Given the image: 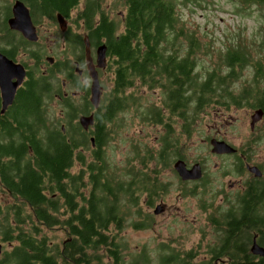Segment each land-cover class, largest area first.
<instances>
[{"label": "flooded vegetation", "instance_id": "af4514ba", "mask_svg": "<svg viewBox=\"0 0 264 264\" xmlns=\"http://www.w3.org/2000/svg\"><path fill=\"white\" fill-rule=\"evenodd\" d=\"M61 1L0 0V56L9 62L6 61L9 64L8 67L1 68L4 63L0 61V83L6 81L11 86L22 74L24 75L21 85L16 89L12 104L3 113V94L0 85V229L7 227L13 230L35 229L40 231L37 234V239L43 238L42 232L44 230H63L67 238L61 243H51L48 242L47 238L48 241L45 239L49 249L53 248L63 256L67 244L73 241L74 236L79 233L82 227L80 222L81 191L73 190V188L76 187L74 181L78 180L77 186L80 185L79 178L81 176L84 183H87L90 169L86 163L81 162V154L90 156V160L84 157L85 161L94 160L97 148L91 142V139H95V135L91 134L98 131V115L104 113L103 110H100L102 98L97 109L93 107L90 101L92 75L95 71L102 87L103 96L105 78L110 76L112 84L114 71L111 67L113 62L109 56V48L104 42L103 33L97 29L89 31L86 21L80 20L82 12L87 17L88 14L91 16L94 9L88 7L86 2L81 1L76 6L65 10ZM17 4H22L23 7ZM107 12L110 19L115 22L118 21L116 16L110 14L109 7H107ZM118 17L122 19L124 24H127L126 9L121 15L118 14ZM103 46L106 47L105 68L98 66V53ZM256 48L257 50L251 48L253 61L246 66L253 71L252 77H234L233 74H241L240 71L242 70L237 67L234 70L228 68L227 74L232 75V78H229L231 84H256L258 79L255 78V74L258 73L259 68L254 67V65L259 63L264 68V46H256ZM178 53L179 55L176 56ZM192 59L189 46L158 45L154 48L153 53L144 54L141 52L138 65L143 73L148 72L146 64L152 65L153 80L147 77L146 81L160 85L165 84L168 79L173 82L176 80L175 72L171 68L175 65V60H179L182 67L179 80L186 82V72L191 69ZM183 60L185 62L182 64ZM128 64L129 59L126 60V65ZM197 67H195L193 75L197 74L200 81L211 82L212 84H219L224 81L223 76H219L217 70L200 74L196 72ZM221 68L216 67V69ZM258 81L261 85L264 78ZM31 89L34 90V95H29L34 98L37 105L35 108L33 106L26 109L23 104H20V100L26 93H30ZM263 94H256L253 97L258 95L263 97ZM50 102L58 105L61 118L66 120L65 124L62 122L61 125L60 120H50L49 111H47ZM158 105H162V101ZM213 107L220 108L215 110L218 113L225 111L224 108ZM182 110L185 111L186 115L191 113V107L188 105H185L183 109L179 108L177 113ZM257 110H262L264 113V108H254L253 112L255 113ZM164 112L168 113L169 110L164 109ZM90 115L94 116V125L84 130L80 125V117ZM178 120L181 122V119ZM44 121L52 127H60L63 132L71 128L81 130L90 140V149L85 151L82 144L76 142H48L43 139L42 133L37 135L36 141H32L30 139L32 132L35 130L38 132V127ZM115 121H108L107 128L109 130ZM261 122L264 123V114L254 128H250L251 133L258 131V124ZM156 127L158 132L165 130L161 124ZM186 136L184 134L183 139ZM212 139L224 141L235 149L234 153L224 155L211 152L210 157L212 159L221 161L219 165L214 164V167L219 168L218 170L222 172L219 181L206 177L205 159L188 163L186 162V155L179 153V157L172 161L171 166L176 173L174 165L177 161H183L188 169L197 163L201 165L202 178L198 181H184L182 186L186 190L187 188L184 187L186 185L193 183L200 185L201 182L204 184L199 187L203 189L202 193L208 197V201H204L203 211L211 215L209 221L217 233V239L214 243H207L206 245L201 243L189 249L176 239L169 240L170 243L168 244L182 255L190 253V257H195V263L229 264V262L235 261L238 264H264V256L255 252L258 249L264 251V137L261 134L250 135V139L241 142L240 146H233L220 137L208 136L202 142L210 148V151ZM157 143L161 146L159 137ZM106 147L102 148L101 153L105 154ZM60 148L68 150L66 161H62L59 157L57 149ZM48 162L52 164L60 162L59 164L65 165V168H61L58 175L54 170H50L47 165ZM250 168L254 169V172H250ZM108 170L112 171L109 165L107 166ZM137 170L139 174L129 175L128 179L125 180L127 184L132 183V189L135 190L130 197L124 196L127 198L128 206H135L138 200L144 201V194L149 196V193L145 192L143 188L138 190L140 184L134 179L135 175L139 178L144 172V164L141 160H139ZM64 173L67 174L65 178ZM221 180L223 182L218 186ZM26 187L34 188V194L38 195L34 197V200ZM88 192L85 190L84 194ZM161 192L163 190L158 192L157 197ZM132 197H135L133 201ZM150 199L153 203L154 197ZM53 202H56L57 205ZM160 202L163 203L160 200L156 204ZM164 207L161 206L162 212ZM89 209L88 206L84 207L86 211ZM231 210L237 217V221L234 223L237 228L235 233L238 235L237 237L241 235V220L244 221L243 224L248 229L247 252H239L241 248L238 247V253L214 254L211 252V246L219 245L220 237L224 235V226L216 227L214 221L223 223L225 213H229ZM160 214L154 212V215ZM215 215L218 217L216 218ZM90 217L88 215V218ZM139 219L142 221L133 223L135 228L143 229L151 225V215L139 214ZM113 226V222L110 221L108 235ZM71 231L73 233L76 231V234H70ZM12 235L15 236V233ZM16 247V243L4 241L0 233V259L8 252H16ZM253 247L254 250H252ZM101 248L105 249L104 258L110 261L111 246H96L92 252L93 257H100L97 255V250ZM224 248L225 246L222 245V250ZM155 256L159 257L158 255Z\"/></svg>", "mask_w": 264, "mask_h": 264}, {"label": "trees", "instance_id": "16d2710c", "mask_svg": "<svg viewBox=\"0 0 264 264\" xmlns=\"http://www.w3.org/2000/svg\"><path fill=\"white\" fill-rule=\"evenodd\" d=\"M81 1L86 2L87 6L94 10L91 16L88 14L87 17L82 12L80 20L86 21L89 31L97 29L103 33L104 42L109 48V56L113 62L111 67L114 71L111 89L107 93L104 92L102 96L100 110H103L104 113L98 115V131L91 134L95 135V139H93L97 148L95 158L93 161H85V155L81 154V162L87 164L90 175L87 178V183H84L82 176L79 178V186H77L78 180L74 181L76 187L73 190L81 191L80 222L82 227L77 235H75L76 231L75 233L71 231L70 234L75 236L73 241L67 244L63 256L57 250L47 247L45 237L37 239V234L40 233L38 230L1 228L0 233L4 241L16 243L17 249L16 252H8L3 255L0 264H103L101 257H93L92 255L95 247L99 245L111 246L110 264H212L213 262L195 263V257H190V253L182 255L168 243L159 244L155 251L159 257H155V259L150 258L146 249L140 252L137 257H130L129 261H126L125 257L122 256L123 247L120 232H122V222L125 219L122 217L120 200L124 196L130 197L135 190L132 189V183L127 184L125 180L115 179L112 173L107 171L108 165L104 157L105 154L101 153L102 148L106 147L112 138V131L107 128V123L108 121H115L119 114L135 108L142 122H148L151 126L158 124L164 126L165 134L161 138V146L158 151L146 144L144 145V153L134 148L135 157L140 158L146 170L141 177L134 176L135 181L140 184L138 190L143 188L145 192L149 193V197H154V201H156L158 192L163 190V187L160 185L157 172L152 177L153 170H148V168L151 160L155 158H157L156 168H171L172 161L179 157L176 126L179 127L182 134L190 136L200 115L211 106H218L227 111L231 110L232 107L264 108V94L263 97L260 95L253 97L256 94L264 93V89L260 88L258 81L264 78V68L259 63L255 64L254 67L259 68L258 73L255 74V78L258 79L256 84L244 83L243 88L238 92L232 90L233 84L229 81L232 75L229 74L224 75V81L219 84L204 83L198 79L197 74L193 75L195 67H197L196 56L202 52V48L208 52H214V45L209 42L207 47L203 46L197 36L198 31L192 32L184 26L178 14V5L175 0H114L112 4L114 9L124 7L127 10V24H124L120 18L117 22L110 19L107 9L103 7L105 0H62L61 3L67 10ZM199 1L201 2V0H193L192 2L196 7L204 8ZM186 2H191V0H186ZM237 14H239L238 10ZM241 33L242 31L237 35L238 42L236 44H230L227 49L219 50V68L226 66L232 70L236 67L243 70L253 61L251 48L240 42ZM158 45L189 46L191 48L193 59L191 69L186 72V82L179 80L182 73L179 60H175V65L171 67L175 72L176 80L174 82L168 79L165 84L158 85L146 81L147 77L153 80V68L152 65L146 64L148 74L143 73L138 65L139 56L141 52L144 54L153 53L154 48ZM256 46H264V43ZM144 47L146 49H142ZM178 55L179 53L176 56ZM128 59L129 64L126 65ZM183 62L185 60L182 61V64ZM233 75L237 78L240 77V74ZM158 89L161 90L162 105L158 107L153 103L141 104L142 100H146V97L141 95L142 90L155 91ZM29 92L20 100V104H23L26 109L33 106L35 108L37 105L34 98L30 96L34 95V90L31 89ZM27 95L28 97H26ZM185 105L191 107L189 116L185 114L184 110L177 113L178 109H183ZM164 109L169 110V112L165 113ZM178 119H181V122ZM121 128L119 125L118 131ZM38 129V132L36 130L32 132L30 138L32 141H36L37 135L42 133L43 139L48 142H76L82 144L83 150L88 151L90 149V140L81 130L71 128L63 132L60 127H52L47 125L45 121ZM40 140L42 139L40 138ZM57 151L62 161H66L68 150L60 148ZM141 154L143 155L141 156ZM59 163H53V165L48 162L47 165L50 170H54L59 175L61 168H65V165ZM65 177H67L66 173H64ZM26 190L33 200L34 197L38 196L34 194V188L26 187ZM85 190L89 192L84 194ZM183 195L196 196L197 191L184 189ZM134 198L132 197V201ZM53 204L57 205L56 202ZM85 206L90 209L84 210ZM88 215L91 217L88 218ZM110 221L114 224L111 237L107 232ZM236 221L237 217L233 210L225 213L223 223L214 221L216 227L224 226V235L220 237L219 245L211 246L212 253L218 255L234 254L238 253V247L241 248L239 252H247L248 229L243 224L244 221L241 220V235L237 237L238 235L235 234L237 228L234 225ZM13 233L15 236L12 235ZM222 245L225 246L223 250ZM229 264L238 263L231 261Z\"/></svg>", "mask_w": 264, "mask_h": 264}, {"label": "rangeland", "instance_id": "374dc122", "mask_svg": "<svg viewBox=\"0 0 264 264\" xmlns=\"http://www.w3.org/2000/svg\"><path fill=\"white\" fill-rule=\"evenodd\" d=\"M175 1L178 5V14L184 26L192 32L198 31L197 36L203 46L207 47L209 42L214 45V52H208L202 48V52L196 56L197 73L202 74L217 70L219 76L226 75L229 71L226 66L216 69L219 64V50L227 49L230 44H236L238 42L237 35L240 31H242L240 42L243 45L257 50L256 45L264 43V0L199 1L204 8L196 7L192 2L193 0L191 2H186V0ZM113 3L114 0H105L103 7L106 9L109 7L110 14L119 19L118 14L121 15L125 8L114 9L112 7ZM237 10L239 14H237ZM249 68L246 67L240 71L242 78L252 77L253 71ZM105 80L104 92L107 93L111 89L110 76H107ZM243 84H233L232 90L234 92L240 91L243 88ZM260 88H264V81ZM160 91L159 89L155 91L142 90L141 95H144L146 100H148L147 102L142 100L141 104L153 103L159 107L158 104L162 100ZM48 109L50 120H60L61 125L62 122L65 124L66 120L61 118L60 108L56 103L52 104L50 102ZM216 109L220 108L213 106L207 108L197 120L191 135L186 136L184 139V134L176 126V140L179 153L186 155V162L193 163L194 161L205 159L206 177L219 181L222 172L218 170L219 168H215L214 164L219 165L221 161L210 157V148L202 140L208 136H217L233 146H240L241 142L250 139V135L261 134L264 137V123H259L258 131L251 133L250 123L254 114L253 109L250 107H232L229 111L222 110L224 113H218L215 111ZM119 125L122 128L118 131ZM111 131L112 138L107 144L104 157L106 163L111 167L113 178L119 180H127L129 175L139 174L137 168L140 158L135 157L134 148L144 153V145L146 144L158 151L160 146L157 143V138L159 137V142L161 143V138L165 134V130L158 132L156 126H151L148 122H142L135 108L119 114L111 126ZM85 157L90 160L89 155ZM156 163L157 158L151 160L148 170H153L152 177L157 172L160 185L163 187V192L160 193L157 200L151 203V199L147 194H144V201L138 200L135 206H128L127 198L125 197L120 200L122 217L126 222L122 226V232H120L123 247L122 255L126 261H129L130 257H137L144 249L148 251L151 259H155V255H157L155 251L159 244L170 243L169 240L171 239L178 240L187 249L201 243H204V245L214 243L217 239V233L209 221L211 215L203 211L204 201H208L207 195L205 196L202 193L203 189L199 188L203 183L201 182L200 185L193 183L184 186L188 191H197L196 196H184V188L182 186L184 181L173 171L172 166L168 169H161L156 168ZM144 171L146 172L145 166ZM223 180L220 181L218 186L221 185ZM160 200L163 203L156 204ZM157 205L165 206L164 211L158 216L154 215ZM139 214L152 216L151 225L148 228L137 229L133 226V223L142 221L139 219ZM215 217L217 218L218 216L215 215ZM111 232L109 237L112 235ZM42 236L51 243H61L62 240L67 238V235L60 229L44 230ZM97 255L102 257L103 264H110V261L104 258V248L97 250Z\"/></svg>", "mask_w": 264, "mask_h": 264}, {"label": "water", "instance_id": "95a60500", "mask_svg": "<svg viewBox=\"0 0 264 264\" xmlns=\"http://www.w3.org/2000/svg\"><path fill=\"white\" fill-rule=\"evenodd\" d=\"M20 7H23L22 4H17ZM0 61L4 63V66L1 68L8 67V61L3 57L0 56ZM8 63H7V62ZM98 66L105 68L106 67V47L103 46L100 48L98 53ZM24 75L22 74L18 80L13 83L11 86L6 81H3L0 83L2 87V94H3V109L2 113L6 110V108L12 104L14 100V96L16 93V89L21 85ZM92 86H91V103L95 109L98 108L100 101H101V94H102V87L99 84V80L97 77L96 72L94 71L92 75ZM263 111L257 110L251 117V125L250 128L253 129L255 124L259 122L263 117ZM80 125L84 130H87L90 126L94 125V116H82L80 117ZM91 142L94 144V140L91 139ZM211 144V152L218 155H224V154H231L235 152V149L231 147L229 144H227L224 141L212 139L210 141ZM174 169L178 175V177L182 181H197L200 180L203 176L202 169L200 164H195L192 168L188 169L186 164L183 161H177L174 165ZM250 172H254V169L250 168ZM155 214H160L162 212L161 206H157L155 209ZM254 250V247L253 249ZM256 253L264 256V251L258 249L255 251Z\"/></svg>", "mask_w": 264, "mask_h": 264}, {"label": "bare ground", "instance_id": "6f19581e", "mask_svg": "<svg viewBox=\"0 0 264 264\" xmlns=\"http://www.w3.org/2000/svg\"><path fill=\"white\" fill-rule=\"evenodd\" d=\"M101 98H102V94H101ZM211 145V144H210ZM198 181V180H197Z\"/></svg>", "mask_w": 264, "mask_h": 264}]
</instances>
